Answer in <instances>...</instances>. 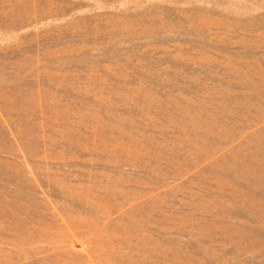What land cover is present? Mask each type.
Segmentation results:
<instances>
[{
  "label": "rangeland",
  "instance_id": "1",
  "mask_svg": "<svg viewBox=\"0 0 264 264\" xmlns=\"http://www.w3.org/2000/svg\"><path fill=\"white\" fill-rule=\"evenodd\" d=\"M0 264H264V0H0Z\"/></svg>",
  "mask_w": 264,
  "mask_h": 264
}]
</instances>
